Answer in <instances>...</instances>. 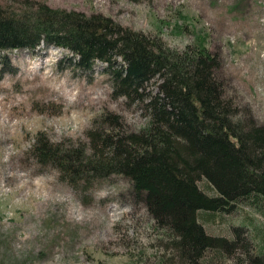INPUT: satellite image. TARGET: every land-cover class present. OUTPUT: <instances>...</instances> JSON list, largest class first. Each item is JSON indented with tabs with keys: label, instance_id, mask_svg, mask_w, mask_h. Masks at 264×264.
Returning a JSON list of instances; mask_svg holds the SVG:
<instances>
[{
	"label": "rangeland",
	"instance_id": "rangeland-1",
	"mask_svg": "<svg viewBox=\"0 0 264 264\" xmlns=\"http://www.w3.org/2000/svg\"><path fill=\"white\" fill-rule=\"evenodd\" d=\"M37 1L44 0L0 3L19 8ZM45 1L110 15L130 28L160 34L171 46L203 43L216 50V73L226 94L264 122V0ZM72 52L52 43L0 49V264H175L128 176L114 172L74 186L32 156L29 144L38 133L70 144L87 142V128L104 114L117 112L124 128L149 121L141 102L112 93L104 60L82 69L68 59ZM150 81L157 88V79ZM198 181L214 192L205 177ZM198 218L208 231L226 236L232 224L246 222L253 241L264 246V216L249 204L230 212L204 209ZM209 255L211 264L244 259L238 250Z\"/></svg>",
	"mask_w": 264,
	"mask_h": 264
},
{
	"label": "trees",
	"instance_id": "trees-1",
	"mask_svg": "<svg viewBox=\"0 0 264 264\" xmlns=\"http://www.w3.org/2000/svg\"><path fill=\"white\" fill-rule=\"evenodd\" d=\"M39 43L72 50L68 59L82 69L104 60L112 93L141 102L149 121L124 128L117 112L104 114L87 128V142L70 144L38 133L29 144L35 162L53 165L74 186L114 172L128 176L175 264H211L210 250L227 256L238 250L242 264H264V246L256 245L246 222L232 224L226 236L198 218L204 209L230 212L242 203L264 216V122L224 91L216 50L203 43L171 46L160 34L101 12L45 0L19 8L0 3V49ZM201 177L213 193L202 189Z\"/></svg>",
	"mask_w": 264,
	"mask_h": 264
}]
</instances>
